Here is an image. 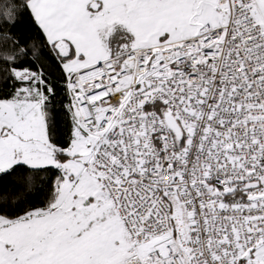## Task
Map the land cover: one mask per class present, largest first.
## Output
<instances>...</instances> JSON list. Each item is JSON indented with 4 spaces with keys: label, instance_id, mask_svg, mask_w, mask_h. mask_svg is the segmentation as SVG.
Instances as JSON below:
<instances>
[{
    "label": "snow or ice",
    "instance_id": "6c2138e0",
    "mask_svg": "<svg viewBox=\"0 0 264 264\" xmlns=\"http://www.w3.org/2000/svg\"><path fill=\"white\" fill-rule=\"evenodd\" d=\"M0 264H264V0H0Z\"/></svg>",
    "mask_w": 264,
    "mask_h": 264
},
{
    "label": "trees",
    "instance_id": "16d2710c",
    "mask_svg": "<svg viewBox=\"0 0 264 264\" xmlns=\"http://www.w3.org/2000/svg\"><path fill=\"white\" fill-rule=\"evenodd\" d=\"M21 29H24V26H21ZM29 33L25 31V35H28ZM67 97L65 95L64 88L61 83L57 84V112L59 115L57 116V131H56V136L59 140H64L66 139V132L69 127V121L67 117L65 116L64 109L61 107V104H66ZM35 206H40L39 204H36Z\"/></svg>",
    "mask_w": 264,
    "mask_h": 264
},
{
    "label": "built area",
    "instance_id": "2783aa9c",
    "mask_svg": "<svg viewBox=\"0 0 264 264\" xmlns=\"http://www.w3.org/2000/svg\"><path fill=\"white\" fill-rule=\"evenodd\" d=\"M67 97V96H66ZM69 102V98L67 97V101H66V104Z\"/></svg>",
    "mask_w": 264,
    "mask_h": 264
}]
</instances>
